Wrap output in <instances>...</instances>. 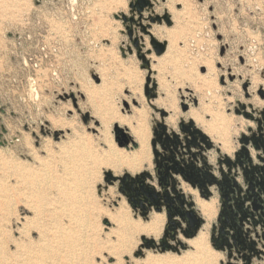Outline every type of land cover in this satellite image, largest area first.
<instances>
[{
  "label": "rangeland",
  "instance_id": "374dc122",
  "mask_svg": "<svg viewBox=\"0 0 264 264\" xmlns=\"http://www.w3.org/2000/svg\"><path fill=\"white\" fill-rule=\"evenodd\" d=\"M4 196V264H264V0H0Z\"/></svg>",
  "mask_w": 264,
  "mask_h": 264
},
{
  "label": "bare ground",
  "instance_id": "6f19581e",
  "mask_svg": "<svg viewBox=\"0 0 264 264\" xmlns=\"http://www.w3.org/2000/svg\"><path fill=\"white\" fill-rule=\"evenodd\" d=\"M5 162V161H4ZM7 165V164H6ZM5 168V167H4ZM31 173V172H30ZM28 178H24L22 179L23 181H26ZM35 181V184L38 183L37 179L34 180ZM52 182V181H51ZM53 183V182H52ZM9 185V184H8ZM33 186V185H32ZM37 187V186H36ZM64 195V193H62ZM30 196H35V198L37 199V205L34 207V210H35V213H34V217L36 220H42L44 216L48 215L49 217H53V215L55 214V211L54 210H48L46 207L49 205V200H48V203L46 204L45 203V199L46 196L44 194V192L39 189L37 187V189L35 191H32L30 193ZM28 197V196H27ZM12 198V197H11ZM4 202H2V204H0V210H5L6 207H8V200L6 198V196H4ZM14 204V203H13ZM205 206L202 205V210L206 211L205 210ZM7 210V209H6ZM43 215V216H41ZM45 220V218H44ZM75 220V219H74ZM53 220H51V225L53 224ZM157 223V222H156ZM38 225V228L40 230V236L41 237H44V240H49V241H58L60 242V246L63 245H67V246H70L71 243L73 242V237L70 236L71 235V231L67 228H59V227H55L54 229L53 228H49L47 229V224L45 222H42V223H36ZM78 224V223H77ZM156 228V227H155ZM154 229V227H153ZM54 230V231H53ZM52 231L53 235L51 237H49L51 234L50 232ZM0 235H1V230H0ZM37 235V234H36ZM78 237V236H77ZM81 239V238H80ZM27 241V240H26ZM37 241V240H36ZM199 242V241H198ZM197 242V243H198ZM84 244V243H83ZM199 244V243H198ZM49 243H44L42 244L41 248H39L38 245L36 246H32V245H29V246H26V245H23V244H18L16 246V255H18V257L21 256V254H24V253H21L22 250L24 252H27L29 253V255L31 256V259L34 258L35 260H39L40 258H46L47 255H48V252H49ZM74 245V244H72ZM196 246V245H195ZM9 247V246H8ZM14 248V247H13ZM2 255H5V249L3 248V245L2 243L0 242V264H4L2 263V260H3V256ZM169 259V258H168ZM35 260H29L28 263H31V264H37V261ZM182 260V259H181ZM180 262L178 261V263L181 264V261ZM89 264V263H88ZM155 264V263H154ZM160 264H166V263H160ZM173 264V263H172Z\"/></svg>",
  "mask_w": 264,
  "mask_h": 264
},
{
  "label": "water",
  "instance_id": "95a60500",
  "mask_svg": "<svg viewBox=\"0 0 264 264\" xmlns=\"http://www.w3.org/2000/svg\"><path fill=\"white\" fill-rule=\"evenodd\" d=\"M162 50H163V48H162ZM188 216H190V217L192 218V220H193V221H195V220H196L194 215H192V214H191V215H190V214H188Z\"/></svg>",
  "mask_w": 264,
  "mask_h": 264
},
{
  "label": "flooded vegetation",
  "instance_id": "af4514ba",
  "mask_svg": "<svg viewBox=\"0 0 264 264\" xmlns=\"http://www.w3.org/2000/svg\"><path fill=\"white\" fill-rule=\"evenodd\" d=\"M186 217H187V219H188L190 222L193 221L192 218H191L190 216L186 215Z\"/></svg>",
  "mask_w": 264,
  "mask_h": 264
}]
</instances>
